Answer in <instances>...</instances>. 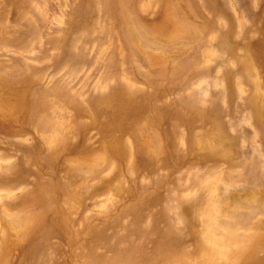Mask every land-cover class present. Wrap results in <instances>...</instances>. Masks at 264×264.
Wrapping results in <instances>:
<instances>
[{"label": "rangeland", "instance_id": "1", "mask_svg": "<svg viewBox=\"0 0 264 264\" xmlns=\"http://www.w3.org/2000/svg\"><path fill=\"white\" fill-rule=\"evenodd\" d=\"M264 0H0V264H264Z\"/></svg>", "mask_w": 264, "mask_h": 264}, {"label": "bare ground", "instance_id": "2", "mask_svg": "<svg viewBox=\"0 0 264 264\" xmlns=\"http://www.w3.org/2000/svg\"><path fill=\"white\" fill-rule=\"evenodd\" d=\"M262 109H263V111H264V105H263Z\"/></svg>", "mask_w": 264, "mask_h": 264}]
</instances>
